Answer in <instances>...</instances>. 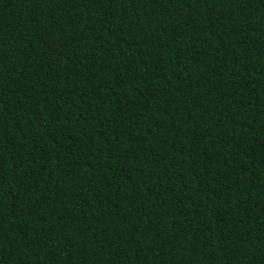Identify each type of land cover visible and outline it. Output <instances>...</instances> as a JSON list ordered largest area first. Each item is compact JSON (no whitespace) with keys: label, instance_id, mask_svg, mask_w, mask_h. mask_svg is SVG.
Listing matches in <instances>:
<instances>
[{"label":"trees","instance_id":"16d2710c","mask_svg":"<svg viewBox=\"0 0 264 264\" xmlns=\"http://www.w3.org/2000/svg\"><path fill=\"white\" fill-rule=\"evenodd\" d=\"M0 264H264V0H0Z\"/></svg>","mask_w":264,"mask_h":264}]
</instances>
